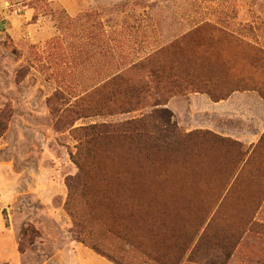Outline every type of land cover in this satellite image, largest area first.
<instances>
[{
    "label": "rangeland",
    "instance_id": "1",
    "mask_svg": "<svg viewBox=\"0 0 264 264\" xmlns=\"http://www.w3.org/2000/svg\"><path fill=\"white\" fill-rule=\"evenodd\" d=\"M157 54L183 72L153 126L180 140L79 149L74 129L153 109L74 113L137 101ZM219 127L264 129V0H0V215L20 254L0 264H264V132L248 156Z\"/></svg>",
    "mask_w": 264,
    "mask_h": 264
},
{
    "label": "trees",
    "instance_id": "2",
    "mask_svg": "<svg viewBox=\"0 0 264 264\" xmlns=\"http://www.w3.org/2000/svg\"><path fill=\"white\" fill-rule=\"evenodd\" d=\"M146 66L148 67V71H149L147 79L143 81L142 85L139 86L138 88L132 85L131 88L129 89V92H132L135 95L136 93H138L139 98L137 101L121 100L118 97L119 92L116 91V93H114L112 91V93L109 95L110 96L109 103L111 104L104 105V106L97 105V104H90V102L92 101H89V103L87 104L86 99L81 98L76 104L74 113L78 115V118H80L81 117L80 115H82L85 112L98 113V112H101L102 109L104 108H108V109H111L112 107L121 108V106L123 105H127V104L133 105L134 103L137 104L138 106H143L144 108H153V109L147 112L142 117V119L137 120V121L127 122L124 124H105V123L95 124L90 127H79V128L74 129L73 131L75 132L83 131L82 138L80 139V142H79V145H80L79 149L83 151L86 149L87 151H89L91 149L90 146L95 147V145L98 143L100 139L102 138L106 139L112 135H118V134H123V135L129 134L131 139L133 140L142 139L144 136H146L147 141L152 139V135L158 134L157 138L167 144L173 143L174 139L180 140V137H182V132L179 128L176 127V125L167 121L166 124H163V125L158 124V125L153 126L155 123V120L153 121V119H155V116H156L155 107L160 106V105L166 106L169 102V100L164 97V94L166 93L165 92L166 91L165 82H168L167 81L168 79H171L175 76L176 78H174L173 81L179 82L183 70H181L180 68H177V74L174 75L172 70L168 71L167 64L164 62L163 57H161L159 54L149 59L146 63ZM184 73L186 74V76H188L189 74L186 72ZM110 82H111V85L118 84L117 88H119L120 83L122 82V77L120 75H117L113 77L110 80ZM157 83H160V87L157 86ZM93 94L88 95V97H92ZM141 100H146L147 102L142 104ZM163 112L168 113L166 109H163ZM135 123L136 125H132L133 133H131L130 132L131 129L126 126L128 124H135ZM120 125H123V128ZM152 127H153V130L156 131V133L155 132L151 133V131H149V129H152ZM139 128H140V132L146 130L145 134H141V135L135 134L136 132H139ZM192 134L193 133L189 134V136H191ZM198 135L200 136L201 139L208 140L207 134L198 133ZM186 136L189 137L188 135ZM77 165L82 167V164L80 163V161L78 162V160H77ZM93 248L96 251H98V253H102L100 249L96 247H93ZM149 255L151 258V254ZM109 259L115 262L116 264H120L117 260H115L112 257H109Z\"/></svg>",
    "mask_w": 264,
    "mask_h": 264
},
{
    "label": "crops",
    "instance_id": "3",
    "mask_svg": "<svg viewBox=\"0 0 264 264\" xmlns=\"http://www.w3.org/2000/svg\"><path fill=\"white\" fill-rule=\"evenodd\" d=\"M217 106H221L220 104L217 103ZM221 112V109L217 108V113ZM231 112V111H230ZM228 114H232V113H228ZM259 132L256 133H242L240 134L241 136H238L239 134H236L235 132L233 133L231 130H229V132L227 133H222L220 131V127L219 130H217V134H219L220 136H223L225 138H235L236 140H238L239 142H243L245 145L247 144L250 148L246 149L248 150V156L252 155L251 151H257L256 147L257 144L262 140L263 138V130L262 127H259ZM14 250L16 252V256L15 259H17L20 254L17 251L16 245H15V239H14V234L13 231H10L7 226L4 223V219L3 217L0 215V254H2V257H4L5 254H8L9 251ZM4 259V258H3ZM0 261V263L2 262H13V260L11 261H6L3 260Z\"/></svg>",
    "mask_w": 264,
    "mask_h": 264
}]
</instances>
